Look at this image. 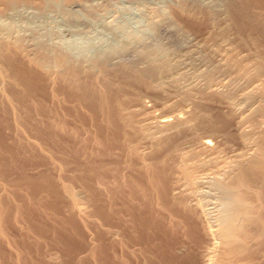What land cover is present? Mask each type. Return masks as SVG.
I'll return each mask as SVG.
<instances>
[{
    "label": "rangeland",
    "instance_id": "374dc122",
    "mask_svg": "<svg viewBox=\"0 0 264 264\" xmlns=\"http://www.w3.org/2000/svg\"><path fill=\"white\" fill-rule=\"evenodd\" d=\"M243 1L253 13L264 12V0H0V51L9 49L0 52V102L11 92L17 99L13 110L0 105V264L192 263L185 255L192 245L185 220L159 206L150 188V200L139 198V191L135 199L120 200L112 176L146 191V171L164 163L167 184L200 203L206 229L219 230L224 209L231 208L223 206L221 183L239 165L264 160V46L245 39L248 30L239 33L227 13L230 4ZM104 48L114 56L106 72L93 65L108 55ZM58 54L82 66L97 98L108 95L120 121L108 122L106 112L79 100L77 90L60 80ZM36 60H44L42 68L35 69ZM12 65L35 76L16 85ZM120 66L135 69L143 80L128 81V93L119 97L113 92ZM108 80L110 88L104 86ZM161 119L178 126L161 128ZM171 133L173 144L161 145ZM206 140L211 145H202ZM128 205L133 212L125 210ZM216 233L207 264L218 257ZM261 252L254 264H264Z\"/></svg>",
    "mask_w": 264,
    "mask_h": 264
},
{
    "label": "bare ground",
    "instance_id": "6f19581e",
    "mask_svg": "<svg viewBox=\"0 0 264 264\" xmlns=\"http://www.w3.org/2000/svg\"><path fill=\"white\" fill-rule=\"evenodd\" d=\"M261 2V1H260ZM233 3V2H232ZM250 4V2H249ZM248 3H245L243 1L242 4H239V5H235V4H230L227 8V13L230 15V20H232V24H233V27L240 33L242 30L245 31V29H247L248 31H245V32H248V35H245V39H251L252 41L256 42L257 44H261L262 46H264V12H260V13H253L251 10L252 6H250ZM258 5V4H257ZM182 6V5H181ZM258 8L261 6H257ZM255 7V8H257ZM183 8V6H182ZM259 8V9H260ZM259 9H257L259 11ZM261 9H264L261 8ZM263 11V10H261ZM244 29H243V28ZM243 31V32H244ZM242 34H245V33H242ZM241 35V34H240ZM116 37H112L111 39L114 40V42H116ZM112 42V41H111ZM113 42V43H114ZM252 43V42H251ZM118 44V43H117ZM110 46V45H109ZM19 49V48H18ZM17 49V50H18ZM103 49V48H102ZM112 50V49H110ZM108 49L104 48L103 50V53L102 54H105L107 53L108 55H104L106 57H104L103 59H101V61H96L94 60V66H98L100 69L101 67L104 69L106 66L107 68L110 67V63L113 61V54H109V51ZM2 51V52H1ZM1 53L3 54H6L9 49L4 47L1 49ZM101 52V51H100ZM9 53V52H8ZM7 53V54H8ZM1 54V55H2ZM101 54V53H100ZM101 54V56H102ZM119 57H122L123 54H120L118 53ZM116 54V56H118ZM7 56V55H5ZM2 59V58H1ZM8 59V58H7ZM6 60V59H5ZM44 61V60H43ZM43 61H39V60H36L34 61V67L36 69V67H38L39 69L42 68V66L44 65V62ZM7 62V61H6ZM54 62L57 63L56 65H60V67H62V69L64 70V79H63V76L59 77V78H62L60 79L61 81H64V82H67V86L68 87H71V88H74L73 91L77 90L75 93L79 95V100L81 101H86V102H89L90 104H92V106H94L96 109H98L99 111H102L103 113L106 112L107 114H104V115H107V121L108 122H114V121H120L122 119V114L119 112V114H114L111 110L112 108V101L110 100L109 96H105V98L103 96L101 97H98L97 98V93L98 91L94 90L96 88H94L92 86V84H90L92 87L89 86L88 84V81L87 80V77L84 75V70L82 68V66L80 64H77V62H74V61H70L69 57L64 56V55H56L54 57ZM5 63V62H4ZM14 65V64H13ZM12 65V66H13ZM11 67V66H10ZM16 67V65H15ZM13 66V69H14V76L12 77L13 80H15L14 82H16L18 85V82L20 84V82L24 81V79H30L31 76H35V75H32L31 71H28V70H25V69H22V68H15ZM33 68V67H32ZM12 69V70H13ZM38 69V70H39ZM98 69V68H97ZM102 69V70H103ZM105 70V69H104ZM116 72H114L116 78H118L117 80H119L118 82L120 83L119 85L116 84L117 86V89L115 87V92H113L114 94L116 95H124L126 93H128V87H129V82L131 81H137L139 83H141V81L143 80L142 78V74L141 73H138V71H136L135 69L133 68H129L128 70H125L124 68L121 69V66H120V69H115ZM151 69H149L150 71ZM13 71H11L12 73ZM106 72V70L104 71ZM146 71H144L143 73V76L144 74L145 75H148L145 73ZM152 72V71H150ZM35 73V72H34ZM63 73V72H62ZM153 74V73H152ZM151 74V76H152ZM62 75V74H60ZM89 75V74H88ZM91 77V76H89ZM147 78V76H145ZM36 80L35 77H32L31 80ZM144 78V79H146ZM28 79V80H29ZM149 79V78H148ZM27 80V82H28ZM147 80V79H146ZM12 81V80H11ZM91 81V80H90ZM105 81V80H104ZM103 81V82H104ZM129 81V82H128ZM145 81V80H144ZM144 81L142 83H144ZM13 82V83H14ZM21 82V83H22ZM128 82V84H127ZM26 83V81H25ZM33 83V82H32ZM126 83V84H125ZM27 84H30V83H27ZM35 84V83H34ZM112 83L109 82V80L106 82V85L104 86H109L111 85ZM15 85V86H16ZM24 86H27L26 84L23 83ZM37 85V84H36ZM128 85V86H127ZM131 85V84H130ZM30 86V85H29ZM28 86V87H29ZM13 87V86H12ZM111 86H109L110 88ZM26 88V87H25ZM25 88H23L25 90ZM106 88V87H105ZM104 88V89H105ZM131 88V87H130ZM13 89V88H12ZM27 89V88H26ZM28 90V89H27ZM67 90V89H66ZM111 90V89H110ZM110 90H106L105 91H110ZM14 91V90H13ZM26 91V90H25ZM24 92V91H23ZM12 93V92H11ZM10 93V94H11ZM7 96L6 97V101H3L5 100L2 99L3 102L6 103V105L8 106H12V110L14 109L13 105H12V100H17L16 97L14 96ZM14 94V93H13ZM29 94V93H28ZM27 94V95H28ZM56 94V93H55ZM105 94V93H104ZM107 94V93H106ZM110 94V93H109ZM1 95V94H0ZM15 95V94H14ZM100 96V94H99ZM117 96V97H118ZM5 97V96H4ZM18 97V96H17ZM21 97V96H20ZM96 97V98H95ZM107 97V98H106ZM120 97V96H119ZM3 98V96H2ZM23 99V97H21ZM20 99V98H18ZM54 99V97H53ZM57 99V98H56ZM96 99V100H95ZM110 102H109V100ZM21 100V99H20ZM73 100V99H72ZM2 101L0 102V105H4V104H1ZM75 101V100H74ZM57 102V101H56ZM64 102V101H63ZM71 102V101H70ZM85 102V103H86ZM118 103V102H117ZM66 104V103H65ZM8 106H5V107H8ZM17 106V105H16ZM42 106V105H41ZM88 106V105H87ZM4 107V106H2ZM4 107V108H5ZM83 107V105H82ZM93 107V108H94ZM40 111H44L45 113L47 111L45 110H42L43 108H40L38 107ZM37 108V109H38ZM57 108V107H56ZM70 108V107H69ZM121 108V107H119ZM16 109V108H15ZM80 109V108H78ZM95 109V110H96ZM117 109V108H116ZM4 110L1 108V111ZM8 110V109H7ZM11 110V111H12ZM36 110V109H35ZM51 110V109H50ZM67 110V109H66ZM97 111V110H96ZM120 111V109L118 110ZM123 111V110H122ZM5 112V110L3 111V113ZM19 112V111H18ZM2 113V112H1ZM7 113V111L5 112V114ZM9 113V111H8ZM28 113V112H27ZM41 113V112H40ZM43 113V114H45ZM81 113V111H80ZM101 113V112H100ZM117 113V111H116ZM4 114V115H5ZM20 114V113H19ZM97 114V113H96ZM102 114V113H101ZM7 115V114H6ZM56 115V114H55ZM54 115V117H55ZM65 115V114H64ZM77 115V114H76ZM1 116V115H0ZM59 116V115H58ZM66 116V115H65ZM79 116V114H78ZM77 116V117H78ZM99 116V115H98ZM4 117V116H3ZM6 117V116H5ZM83 117V116H81ZM86 117V116H85ZM20 118V117H19ZM18 119V117H17ZM56 119V117H55ZM70 119V118H69ZM81 119V118H80ZM85 119V118H84ZM59 120V119H58ZM57 120V121H58ZM56 121V122H57ZM122 121H124V125H126L127 127H129L130 125L128 124V122L125 121V119H123ZM61 122V121H60ZM59 122V123H60ZM206 122V120H204V118H201L200 119V123L203 125L204 123ZM208 122V121H207ZM53 123V122H52ZM89 123V122H88ZM198 123V124H200ZM110 124V123H109ZM116 124V123H115ZM158 124L161 128H169V127H173L172 124L169 123V120H166V119H161L158 121ZM200 124V125H201ZM74 125V124H73ZM83 125V124H82ZM102 125V124H101ZM119 125V124H118ZM201 125V126H202ZM207 125V126H206ZM49 125L48 124V128H49ZM71 126V124H70ZM81 126V125H80ZM84 126V125H83ZM98 126V125H97ZM104 126V125H103ZM108 126V125H107ZM176 126H178V124H176ZM175 126V127H176ZM204 126V125H203ZM205 126L207 128L212 129L213 128V125H210L209 123L208 124H205ZM114 127V126H113ZM124 127V126H123ZM173 127V128H175ZM204 127V128H206ZM52 130H53V127H51ZM55 128V127H54ZM116 128V127H115ZM84 129V128H82ZM111 129V128H110ZM122 129V128H121ZM126 129V128H124ZM214 129V128H213ZM49 130H51L49 128ZM66 130V129H65ZM64 130V131H65ZM177 131V129H175ZM48 131V130H47ZM58 131V130H57ZM61 131V130H60ZM67 131V130H66ZM70 131V130H69ZM112 131V130H111ZM110 131V132H111ZM115 132V130H113ZM117 131V130H116ZM121 131V130H120ZM207 131V129H206ZM54 132V131H53ZM76 132V131H74ZM113 132V133H114ZM118 132V131H117ZM125 132V131H124ZM168 133L170 131H167ZM178 132V131H177ZM175 132V133H177ZM210 132V131H209ZM61 133V132H60ZM73 133V132H72ZM84 133V132H83ZM123 133V131H122ZM179 133V132H178ZM50 134V133H48ZM89 134V133H88ZM106 134V133H105ZM111 134V133H110ZM113 135V134H112ZM116 135V134H115ZM114 135V136H115ZM121 135V134H120ZM125 135V133H124ZM127 135V134H126ZM125 135V137H126ZM49 136V135H48ZM54 136V135H52ZM75 136V135H74ZM129 136V135H127ZM178 136V135H177ZM61 137V136H60ZM78 137V136H76ZM81 137V136H80ZM95 137V136H94ZM106 137V136H105ZM119 137V136H118ZM122 137H123V134H122ZM68 138V137H67ZM83 138H85L83 136ZM127 138V137H126ZM125 138V140H126ZM129 138V137H128ZM174 138H175V134L173 135L172 133L169 134L165 139H160V144L161 145H165L167 144L166 142H170L172 141L171 143L173 144V141H174ZM55 139V138H54ZM52 139V140H54ZM66 139V137H65ZM75 139V138H74ZM94 139V138H93ZM92 139V140H93ZM97 139V138H96ZM102 139V138H101ZM176 139V138H175ZM69 140V139H68ZM88 140V139H87ZM105 140V139H103ZM124 140V141H125ZM154 140V139H153ZM50 141V140H49ZM58 141V139H57ZM81 141V140H80ZM120 141V139H119ZM118 141V142H119ZM128 141V140H127ZM127 141H125L124 145L126 146L127 145ZM158 141V143H159ZM177 141V140H176ZM176 141H175V146H176ZM59 142V141H58ZM62 143V141H60ZM69 142V141H68ZM85 142V141H84ZM83 142V143H84ZM89 142V141H88ZM94 142V141H93ZM97 142V141H96ZM101 142H106V141H101ZM121 142V141H120ZM119 142V144H120ZM51 143V142H49ZM81 143V144H83ZM98 143V142H97ZM56 144V143H55ZM170 144V143H169ZM118 145V143H117ZM120 145H123V144H120ZM202 145L204 146H209L211 145L210 144V140H206L202 143ZM201 145V146H202ZM53 146V145H51ZM98 146V145H97ZM101 146V145H100ZM162 146V148H163ZM169 146V145H168ZM167 146V147H168ZM173 146V145H172ZM264 146V145H263ZM85 147V146H84ZM94 147V146H93ZM157 147V146H156ZM161 147V146H159ZM158 147V148H159ZM76 148V147H75ZM173 148V147H172ZM175 148V147H174ZM263 148V147H262ZM79 149V148H78ZM87 149V148H86ZM129 150V148H128ZM160 150V149H158ZM173 150V149H172ZM55 151V150H54ZM72 151V150H71ZM105 151V150H104ZM130 151V150H129ZM102 152V151H101ZM171 152V151H169ZM96 153V152H95ZM94 153V154H95ZM92 154V153H91ZM170 154V153H169ZM161 156V155H160ZM263 158H264V150H263ZM83 158V157H82ZM103 159V158H102ZM166 159V158H165ZM99 160V159H98ZM101 160V159H100ZM75 161V160H74ZM129 161V160H128ZM167 161V160H165ZM164 161V162H165ZM170 161V160H169ZM65 162V161H64ZM162 162V161H161ZM168 162V161H167ZM165 162V163H167ZM94 163V162H93ZM160 163V162H159ZM95 165V164H94ZM120 165V164H119ZM131 166V165H130ZM122 167V166H121ZM165 167H167V165L165 166V164L163 163L159 168L157 166H154L152 168H150V170L146 171L147 174L149 173L150 177L148 179V186L146 188V191L143 190H138V185L136 184V182H133L132 180L129 181L127 180V182L125 183V181L123 182H118V177H119V174H114V176H112L115 181L117 182V185H116V188H115V195L116 197H118L120 200H122L121 198L124 199V197H127L129 199H135L137 197V191H139V194H140V197L141 198V195L142 197H147L146 199L148 200V196L149 194H147L146 192L148 191L147 189L150 188L152 193H155L156 195V198L155 201L158 200V202L161 204L159 206H162L164 208V210H168L172 216H177L179 215L182 219H184L186 225L189 227V230L187 232V236L188 238L190 239L191 241V246H189L191 249L187 248L188 250L185 252V255L188 257L186 258L187 259V262L188 261H191L192 263L195 264V261L196 260H200L201 264H207L209 263V261L207 262V258H206V254H209V250H210V247L212 246L209 242L210 239V236L212 235L211 233L212 232H217L219 234V236L217 235V237H219L218 241H219V244H220V249L217 250L219 253H218V257L215 259V262L213 260V264H254L255 263V258L257 257L258 254H260V252L263 254L264 253V160H257L253 163H251L250 165H239L237 168H235L234 170V173L232 174L231 177H228L225 182L221 183L222 186L220 185V194H221V199H222V203L224 204L223 206H231V208H226L224 209L225 210V215L223 212V215L222 218L220 219V221L218 223H220V227L218 228L219 230H215V231H212L210 232L209 229L211 227H209L208 225V228L209 229H206V227L203 225V223L206 224V222H203V218H202V213H204L203 211L200 210L199 208V204H196L194 203V201H191L189 198L185 197L181 191H179V187L176 188V186L174 185L173 186H170L169 184H167V181L164 180V175L166 173H168V171L165 169ZM82 168V167H81ZM85 168V167H84ZM87 168V167H86ZM92 168V167H91ZM102 168V167H101ZM94 169V168H93ZM92 170V169H90ZM100 170V169H99ZM115 170L114 169V172L115 173ZM118 170V168H117ZM169 170V169H168ZM98 171V170H97ZM106 171V170H104ZM122 171V170H121ZM99 172V171H98ZM120 172V171H119ZM105 174V173H104ZM118 175V176H117ZM162 175V178L160 177ZM231 175V174H230ZM96 176V174H95ZM97 176H99L97 174ZM102 176V175H101ZM121 176V175H120ZM148 176V175H147ZM146 176V177H147ZM229 176V175H228ZM100 177V176H99ZM106 177V176H105ZM132 178V177H131ZM130 178V179H131ZM145 182H146V179H145ZM141 183V182H140ZM125 185V186H124ZM146 185V184H145ZM142 186V185H141ZM140 186V187H141ZM115 187V186H114ZM125 187H126V190H125ZM145 187V186H144ZM143 188V187H142ZM137 189V190H136ZM217 190V189H216ZM145 191V192H144ZM149 192V191H148ZM113 193V194H114ZM150 193V192H149ZM213 193V192H211ZM205 194V193H204ZM210 194V193H209ZM208 194V195H209ZM207 195V194H206ZM207 195V196H208ZM218 196V194H215ZM115 197V198H116ZM154 197V196H153ZM141 199H144V198H141ZM194 199V198H193ZM126 200V199H125ZM150 200V199H149ZM114 201H116L114 199ZM124 201V200H123ZM132 201V200H131ZM146 201V200H144ZM118 202H120L118 200ZM138 202V201H137ZM143 202V201H142ZM156 202V203H158ZM216 202V201H215ZM116 203V202H115ZM122 203V202H121ZM125 203V202H124ZM123 203V204H124ZM147 203V202H146ZM145 203V204H146ZM149 203V202H148ZM153 203V202H152ZM158 203V204H159ZM204 203V202H203ZM122 204V205H123ZM133 204V203H132ZM144 204V203H143ZM119 205V204H118ZM117 205V206H118ZM121 205V204H120ZM132 206V205H131ZM131 206H126L125 207V210L128 211V212H131L132 211V207ZM135 206V204L133 205ZM139 206V205H138ZM137 206V207H138ZM143 206V205H142ZM141 206V207H142ZM155 206V205H154ZM222 206V205H221ZM134 208V207H133ZM148 208V207H147ZM155 208V207H154ZM153 208V209H154ZM115 209V208H114ZM123 209V208H122ZM141 209V208H140ZM212 209V208H211ZM142 210V209H141ZM151 210V209H150ZM223 210V209H222ZM223 210V211H224ZM119 211H121V207L119 209ZM125 211V212H126ZM148 211V210H147ZM155 211V209H154ZM163 211V210H162ZM127 212V213H128ZM133 212V211H132ZM144 212V211H143ZM157 212V211H156ZM155 212V213H156ZM120 213V212H119ZM125 213L124 216H127ZM142 213V211L140 212ZM150 213V212H148ZM168 213V212H167ZM134 214V213H133ZM122 215V216H123ZM147 215V213H146ZM145 215V216H146ZM154 215V214H153ZM142 216V214H141ZM151 216V215H150ZM155 216V215H154ZM164 216V215H163ZM119 217V216H118ZM149 217V216H148ZM152 217V216H151ZM128 218V217H126ZM137 218V217H136ZM143 218V217H142ZM163 218V217H162ZM178 218V217H177ZM205 218V216H204ZM119 219V218H118ZM121 219V218H120ZM130 219V218H129ZM140 219V218H139ZM145 219V218H144ZM148 219V218H147ZM117 220V219H115ZM126 220V219H125ZM155 220V218H154ZM206 220V219H205ZM140 221L142 222V219H140ZM153 221V220H152ZM151 221V222H152ZM158 221V219H157ZM161 221V220H160ZM118 222V221H117ZM133 222V221H132ZM135 222V221H134ZM145 222V221H144ZM142 222V223H144ZM147 222V221H146ZM150 222V221H149ZM148 222V223H149ZM156 222V220L154 221ZM152 222V223H154ZM164 222V221H163ZM212 222V220H211ZM115 225L116 222H114ZM124 223V222H123ZM180 223V222H179ZM209 223V222H207ZM120 224V223H119ZM118 224V225H119ZM129 224V223H128ZM130 224H133L130 222ZM136 224V223H135ZM156 224V223H155ZM161 224V223H160ZM182 224V222H181ZM211 224V223H210ZM123 225V224H121ZM127 225V224H126ZM134 225V224H133ZM145 227L148 228L149 226V230H151V224H144ZM148 225V226H146ZM212 225V224H211ZM125 226V225H124ZM130 226V225H129ZM142 226V225H141ZM160 226V225H159ZM181 226V225H180ZM213 226V225H212ZM116 227V226H115ZM156 227V226H155ZM158 227V226H157ZM165 227V226H164ZM214 227V226H213ZM134 228V227H133ZM151 228V229H150ZM119 229V228H118ZM122 229V228H121ZM162 229V226L161 228H157V230H160ZM165 229V228H164ZM171 229V228H170ZM187 229V228H186ZM124 230V229H123ZM134 230V229H133ZM156 230V231H157ZM211 230V229H210ZM213 230V229H212ZM153 231V230H151ZM187 231V230H186ZM125 232V231H124ZM161 232V230H160ZM167 232V231H166ZM159 233V232H158ZM168 233V232H167ZM181 233V232H180ZM183 233V232H182ZM216 233V234H217ZM124 234V233H122ZM130 234V233H129ZM128 234V235H129ZM184 234V233H183ZM131 235V234H130ZM162 235V234H160ZM185 235V234H184ZM127 236V235H126ZM133 236V235H132ZM167 236V235H166ZM165 236V238H166ZM172 236V235H170ZM176 236V235H175ZM128 237V236H127ZM135 237V236H134ZM146 237V236H145ZM186 237V236H185ZM129 238V237H128ZM150 239V237H148ZM147 238V240H148ZM161 238V236L159 237ZM171 238V237H170ZM168 238V239H170ZM120 239V237H119ZM137 239V238H136ZM135 239V241H136ZM187 239V238H186ZM127 240V239H126ZM167 241V239H165ZM216 240V238H215ZM214 240V241H215ZM134 241V242H135ZM138 241V240H137ZM168 241H171V240H168ZM174 241V240H173ZM213 241V240H212ZM213 241V243H214ZM217 241V240H216ZM218 241L216 243V246L218 244ZM121 242V240H120ZM144 243V242H143ZM166 243V242H165ZM172 243V242H171ZM133 244V243H132ZM140 244V243H139ZM168 244V243H167ZM173 244V243H172ZM175 246L177 245L176 243H174ZM183 244V243H182ZM218 244V246H219ZM120 245V244H119ZM118 245V246H119ZM145 245V244H144ZM211 245L209 248L208 246ZM215 245V244H214ZM213 245V247H215ZM117 246V247H118ZM149 246V245H148ZM166 246V245H165ZM172 246V245H171ZM187 246V245H186ZM193 246V247H192ZM122 247V246H121ZM128 247H129V244H128ZM155 247V246H154ZM164 247V246H163ZM130 248V247H129ZM151 248V247H149ZM167 248V247H166ZM182 248V247H181ZM218 248V247H217ZM118 249V248H117ZM121 249V248H120ZM119 249V250H120ZM125 248H123L124 250ZM147 249V248H146ZM154 249V248H153ZM158 249V248H157ZM156 249V250H157ZM164 249V248H163ZM168 249V248H167ZM166 249V250H167ZM170 249V248H169ZM184 249V248H182ZM181 249V250H182ZM200 249V250H199ZM213 249V248H212ZM122 250V251H123ZM128 250V249H127ZM175 250V249H174ZM185 250V249H184ZM129 251V250H128ZM131 251V250H130ZM170 251V250H169ZM173 251V250H172ZM199 251V253L197 254V252ZM212 251V250H211ZM125 252V251H124ZM171 252V251H170ZM174 252V251H173ZM184 253V251H182ZM215 252V251H214ZM127 253V252H126ZM212 253V252H210ZM118 254V253H117ZM120 254V253H119ZM124 254V253H122ZM121 254V255H122ZM129 254H131V252H129ZM133 254V253H132ZM135 254V253H134ZM134 254L132 256H134ZM161 254V253H160ZM167 254V253H166ZM120 255V256H121ZM183 255V254H181ZM124 256V255H123ZM130 256V255H129ZM161 256V255H160ZM173 256V254H172ZM171 256V258H172ZM263 256V255H262ZM210 257V256H209ZM122 258V256H121ZM119 258V259H121ZM124 258V257H123ZM198 258V259H197ZM206 258V259H205ZM133 259V257H132ZM150 259V258H149ZM179 260V258H177ZM262 259V258H260ZM123 260V259H122ZM147 260V258H146ZM145 262H148L146 261ZM158 260V259H157ZM181 260H183L181 258ZM185 260V259H184ZM264 260V258H263ZM165 261V260H164ZM186 261V260H185ZM257 261V260H256ZM121 262V261H119ZM159 262V261H158ZM175 262V261H174ZM258 262V261H257ZM191 263V264H192ZM212 263V262H211ZM259 263V262H258ZM130 264V263H129ZM172 264H173V261H172ZM177 264V263H176Z\"/></svg>",
    "mask_w": 264,
    "mask_h": 264
}]
</instances>
